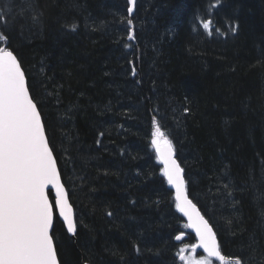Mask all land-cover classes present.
Returning <instances> with one entry per match:
<instances>
[{
    "label": "trees",
    "instance_id": "1",
    "mask_svg": "<svg viewBox=\"0 0 264 264\" xmlns=\"http://www.w3.org/2000/svg\"><path fill=\"white\" fill-rule=\"evenodd\" d=\"M129 7L0 0V46L21 62L75 210V237L54 225L60 264H183L178 254L193 252L151 144L153 118L221 253L264 264V0Z\"/></svg>",
    "mask_w": 264,
    "mask_h": 264
},
{
    "label": "snow or ice",
    "instance_id": "2",
    "mask_svg": "<svg viewBox=\"0 0 264 264\" xmlns=\"http://www.w3.org/2000/svg\"><path fill=\"white\" fill-rule=\"evenodd\" d=\"M128 3L135 6L136 0ZM127 11L131 16L133 7ZM0 23H7L2 10ZM128 23L131 25L132 21ZM210 24L208 20L203 27L210 30ZM128 38L133 39V35L130 33ZM7 41L8 37L0 32V43ZM132 73L136 74L135 68ZM153 129L151 144L163 165V176L175 189V207L188 218L187 226L195 230L199 240L192 246L193 251L202 248L209 258L223 261L225 257L213 227L189 199L184 169L175 157L172 140L156 118ZM52 190L55 196L50 199ZM57 214L67 233L75 236L77 221L41 112L30 95L25 72L14 50L0 46V264H60L54 240ZM183 252L181 248L180 253ZM178 255L181 261L187 259ZM235 259L236 264H244L240 258ZM187 264H212V260L188 259Z\"/></svg>",
    "mask_w": 264,
    "mask_h": 264
},
{
    "label": "water",
    "instance_id": "3",
    "mask_svg": "<svg viewBox=\"0 0 264 264\" xmlns=\"http://www.w3.org/2000/svg\"><path fill=\"white\" fill-rule=\"evenodd\" d=\"M26 76V75H25ZM26 83H27V86H28V81H27V78H26ZM31 95V94H30ZM176 157V156H175ZM177 159V158H176ZM178 161V160H177ZM179 163V162H178ZM59 170V169H58ZM61 182H62V179H61ZM63 183V182H62ZM65 187V186H64ZM173 188V187H172ZM174 189V188H173ZM65 190H66V192H67V189H66V187H65ZM186 190H187V194H188V189H187V183H186ZM174 191H175V189H174ZM51 195L53 196V198H54V196H55V192H54V190H52L51 192ZM68 198H69V195H68ZM50 199H51V197H50ZM190 199V198H189ZM69 203H70V200H69ZM71 204V203H70ZM72 206V205H71ZM72 209H73V213H74V218H75V210H74V208H73V206H72ZM197 210L199 211V209L197 208ZM200 212V211H199ZM200 214L202 215V213L200 212ZM182 215H183V213H182ZM184 216V215H183ZM57 217H58V214H57ZM59 218V217H58ZM184 218L187 220V222L189 223V221H188V218L186 217V216H184ZM61 221H62V219L61 218H59ZM63 222V221H62ZM66 228V227H65ZM190 230L196 235V232H195V230L193 229V228H191L190 227ZM67 231V230H66ZM71 236V235H70ZM179 236H181V239L180 240H177L178 242H181L185 237H186V235L185 234H181V235H179ZM72 237H75V236H72ZM197 237V236H196ZM198 239V238H197ZM218 241V240H217ZM198 243H199V240H198ZM197 243V244H198ZM195 250H201V251H203L204 252V250L202 249V248H196ZM205 253V252H204ZM205 254H207V253H205ZM225 257V256H224ZM59 258V257H58ZM212 259H214L215 261H217V262H220L221 264H225L226 262H236V260H230V259H228V258H226L225 257V259L223 260V261H220V260H218V259H216L215 257H212ZM85 264H87V263H85Z\"/></svg>",
    "mask_w": 264,
    "mask_h": 264
},
{
    "label": "rangeland",
    "instance_id": "4",
    "mask_svg": "<svg viewBox=\"0 0 264 264\" xmlns=\"http://www.w3.org/2000/svg\"><path fill=\"white\" fill-rule=\"evenodd\" d=\"M67 193H68V195H69V192L67 191ZM206 219V218H205ZM197 252H194V254H188V255H186V260L185 261H182L183 262V264H187V260L188 259H202V260H207V259H209L207 256H204V255H201V256H197ZM212 263H214L213 261H212Z\"/></svg>",
    "mask_w": 264,
    "mask_h": 264
},
{
    "label": "bare ground",
    "instance_id": "5",
    "mask_svg": "<svg viewBox=\"0 0 264 264\" xmlns=\"http://www.w3.org/2000/svg\"><path fill=\"white\" fill-rule=\"evenodd\" d=\"M131 7H133V12H134V7L135 6H132L131 5ZM133 14V13H132ZM21 67H22V65H21ZM23 69V68H22ZM42 116V115H41ZM42 120H43V118H42ZM54 156H55V154H54ZM55 158H56V156H55ZM57 160V159H56ZM57 165H58V162H57ZM58 169H59V165H58ZM59 171H60V169H59ZM60 175H61V172H60ZM61 179H62V175H61ZM62 182H63V180H62ZM63 185H64V183H63ZM65 186V185H64ZM66 187V186H65Z\"/></svg>",
    "mask_w": 264,
    "mask_h": 264
}]
</instances>
